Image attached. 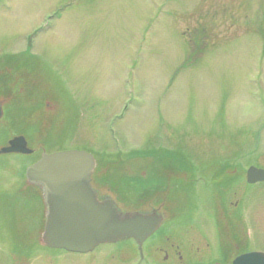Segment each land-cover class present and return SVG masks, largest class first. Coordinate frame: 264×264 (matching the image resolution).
<instances>
[{"label":"rangeland","instance_id":"obj_1","mask_svg":"<svg viewBox=\"0 0 264 264\" xmlns=\"http://www.w3.org/2000/svg\"><path fill=\"white\" fill-rule=\"evenodd\" d=\"M0 81L13 95L0 145L22 133L33 149L0 154V264L133 252L129 239L89 253L40 243L24 171L65 149L94 155L122 209L162 211L147 246L167 235L197 255L229 239L264 251V181H245L264 168V0H0Z\"/></svg>","mask_w":264,"mask_h":264},{"label":"water","instance_id":"obj_2","mask_svg":"<svg viewBox=\"0 0 264 264\" xmlns=\"http://www.w3.org/2000/svg\"><path fill=\"white\" fill-rule=\"evenodd\" d=\"M12 152H32L24 135L12 137L8 145L0 148V153ZM95 166L91 152L65 149L42 153L26 168V181L39 187L45 207L40 232L44 246L86 253L99 244L133 238L141 248L161 225L164 217L157 210L122 209L116 197L109 193V196L98 199L90 184ZM246 179L249 183L264 181V169L249 166ZM232 264H264V253L238 255Z\"/></svg>","mask_w":264,"mask_h":264},{"label":"flooded vegetation","instance_id":"obj_3","mask_svg":"<svg viewBox=\"0 0 264 264\" xmlns=\"http://www.w3.org/2000/svg\"><path fill=\"white\" fill-rule=\"evenodd\" d=\"M11 84H13L16 88L15 98H16V100H18V98H19L18 95L20 94V90H18L19 85L16 84L14 81ZM4 86L6 88L8 87L6 82L0 81V105H1V109H2V116L0 117V120L4 117L6 107H7V106H4V102L6 103L13 98V95L7 96V93H5V91H3V89H1V87L4 88ZM11 93L14 94L13 91H11ZM19 134L20 133H14V134L10 135L8 138H6L4 143L2 145H0V148L8 145L9 139H11L12 137L19 135ZM35 161H33V162H35ZM96 172L97 171L95 168L92 175L90 176V184H91L92 188L97 192L98 199L101 200V199H103L109 195H108V193L101 192L99 189L101 187H99L98 184H96V182H95V176L97 174ZM241 178L243 179V176H241ZM245 181H246V177H245ZM97 183H100V181ZM29 185L35 186L36 189L39 191V193H40L39 195L41 197V192H40L39 187L37 185L30 184V183H29ZM224 187H226V186H224ZM150 191L151 190H148V193ZM225 200H227V202H228V203H226L227 205H234L235 207L238 205L237 200L232 202L231 198H228L227 196H226ZM41 202H42V209L43 210H42V222H40L41 223L40 225L42 227L44 224L43 215L45 212V207L43 205L42 197H41ZM149 208L150 209H148V210H143V209H133V210H139V211H143V212H147V211H151V210H157V212H159L163 215L162 211H160L158 207L150 206ZM229 209H228L227 215L230 216L232 213H229ZM163 217H164V215H163ZM163 222H164V218H163L161 225L163 224ZM161 225L159 226V228L161 227ZM154 233H156V232H154ZM154 233L142 243L141 248H139L137 242L134 239H130L131 240L130 242L134 246V250L132 253H130L129 251H127L123 248L117 249L115 251L109 250V251H107L106 256L104 258L105 260L104 261H98L97 264H166V262L170 258L173 260L171 262L172 264H232L233 260L238 255L249 253V252L264 253V251L260 250V249L248 248L246 246L245 242H239L237 239H229V242L224 243L223 247H222V245H220L221 251L219 250L217 255L210 254L209 251H207V250H206V252H203V254H201V255L194 254V253H197L195 248H194V250H189V248H192L194 246H188V245L182 246L181 245V244H183L182 241L171 240L170 237L167 235H165L162 240H158V241L154 242L153 244H150L149 246H147L146 244L148 243L149 239L154 235ZM87 253H89V252H87Z\"/></svg>","mask_w":264,"mask_h":264}]
</instances>
